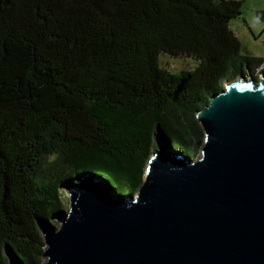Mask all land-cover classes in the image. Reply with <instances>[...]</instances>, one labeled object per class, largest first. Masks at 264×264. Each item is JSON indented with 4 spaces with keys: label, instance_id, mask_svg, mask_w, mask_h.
<instances>
[{
    "label": "trees",
    "instance_id": "obj_1",
    "mask_svg": "<svg viewBox=\"0 0 264 264\" xmlns=\"http://www.w3.org/2000/svg\"><path fill=\"white\" fill-rule=\"evenodd\" d=\"M241 8L235 0H0V264L9 263L6 251L19 264L40 263L39 221L62 212L64 183L83 174L131 194L160 142L198 153L196 113L226 81L264 65L240 55L230 22ZM256 16L264 26V11ZM163 57L196 67L173 74Z\"/></svg>",
    "mask_w": 264,
    "mask_h": 264
},
{
    "label": "water",
    "instance_id": "obj_2",
    "mask_svg": "<svg viewBox=\"0 0 264 264\" xmlns=\"http://www.w3.org/2000/svg\"><path fill=\"white\" fill-rule=\"evenodd\" d=\"M196 120L201 156L160 142L136 193L65 187L60 227L39 221L45 264H264V79L228 82Z\"/></svg>",
    "mask_w": 264,
    "mask_h": 264
},
{
    "label": "rangeland",
    "instance_id": "obj_3",
    "mask_svg": "<svg viewBox=\"0 0 264 264\" xmlns=\"http://www.w3.org/2000/svg\"><path fill=\"white\" fill-rule=\"evenodd\" d=\"M235 1H242V8H241L242 16L230 22V29L234 32V34L236 35V37L238 38L240 42V45H241L240 55L243 57H252L254 59L264 60V34H263L264 26H263V23L256 16V13L258 11H264V0H235ZM161 63L163 66L168 67L170 72L173 74H177L180 72L193 71L196 67V62L193 59L187 58V57H181L178 59L163 57L161 60ZM263 70H264V65L254 70L253 72L254 81L258 82L261 77L264 79L262 75ZM227 83L228 82L226 81L224 84V87L226 86ZM163 145L165 146V144ZM201 148L196 154L197 151H195L192 147H187L188 155L191 156L189 157L192 158L193 155L196 154L193 157V159L199 158L201 156ZM158 151H160V146L158 149H155L152 151L149 162L144 165L143 179H145V177L147 176L146 174L149 168V164L152 158H154L155 154ZM87 177H90V176H87ZM83 179L84 177L82 174L80 178L77 179V181L80 182V180H83ZM91 181L92 182L94 181L96 183L99 182L98 184L101 187H105L103 186V184L101 185L100 181H98L96 178H91L90 183ZM78 182H75L72 184L66 182L63 184L62 191L63 193H66L64 201H63V208H62V211L64 213H67L70 210V202H69L70 197L68 195V192L64 188L68 187L70 189H73ZM106 188L107 187H105V189ZM49 222L56 229L60 227V225L57 223L55 218L50 220ZM44 249H45V245H44ZM13 262H15V260ZM46 262H47V259L42 257L40 260V263L38 264H45Z\"/></svg>",
    "mask_w": 264,
    "mask_h": 264
},
{
    "label": "bare ground",
    "instance_id": "obj_4",
    "mask_svg": "<svg viewBox=\"0 0 264 264\" xmlns=\"http://www.w3.org/2000/svg\"><path fill=\"white\" fill-rule=\"evenodd\" d=\"M78 182V181H77ZM97 183H99V182H97Z\"/></svg>",
    "mask_w": 264,
    "mask_h": 264
}]
</instances>
